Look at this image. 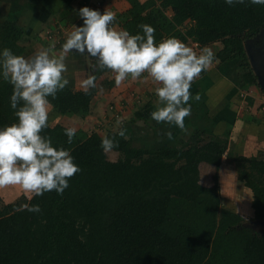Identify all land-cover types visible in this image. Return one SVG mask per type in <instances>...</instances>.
<instances>
[{
    "label": "trees",
    "instance_id": "1",
    "mask_svg": "<svg viewBox=\"0 0 264 264\" xmlns=\"http://www.w3.org/2000/svg\"><path fill=\"white\" fill-rule=\"evenodd\" d=\"M128 2L129 8L116 16L123 30L142 34L139 26L147 24L155 29V43L170 37L203 46L218 43V65L235 61L258 85L245 43L264 27V5L247 0L235 6L223 0ZM22 35L20 24L0 18V49L21 55ZM105 71L91 68V75L96 79ZM260 90L264 96V85ZM11 92L12 86L0 79V126L16 121ZM95 92L91 88L85 94L68 81L49 101L61 115L85 117ZM124 127L104 133L118 141L115 160L100 149L104 135L97 131L77 130L68 143L66 126L43 129L41 134L68 149L82 171L69 179L62 195L51 191L0 201V264H203L213 245L242 236L245 264H264V230L255 231L240 214L221 205L216 172L210 186L199 180L201 163L217 169L225 155L251 190L253 215L264 224V155L234 154L209 131L181 145L140 147L133 138L117 134ZM25 203L38 204L41 211L17 210Z\"/></svg>",
    "mask_w": 264,
    "mask_h": 264
},
{
    "label": "clouds",
    "instance_id": "2",
    "mask_svg": "<svg viewBox=\"0 0 264 264\" xmlns=\"http://www.w3.org/2000/svg\"><path fill=\"white\" fill-rule=\"evenodd\" d=\"M223 2L235 6L245 0ZM247 2L264 5V0ZM77 15L83 23L73 25L74 30L61 45L60 55L43 47L29 57L16 55L7 47L0 49V79L12 86L9 106L16 117L14 123L0 126V187L19 185L33 196L51 191L62 195L69 187V179L82 171L68 149L54 146L49 136L41 134L48 127L49 97L54 99L68 84L64 54L69 52L91 58L90 68L113 72L117 86L129 77L136 79L147 73L159 84L151 119L186 130L184 119L192 110L189 101L199 99L198 94L193 96L190 92L192 82L213 63V50L205 47L198 54L175 37L155 43V29L147 24L139 26L142 34L117 31L110 27L116 19L111 11L84 6ZM81 87L85 94L95 88V76L87 75ZM116 123L122 124L119 117ZM76 131L75 127L64 129L68 143ZM117 134L123 136V128ZM118 146V141L109 135H104L99 144L103 153ZM17 210L41 211L38 204L28 203Z\"/></svg>",
    "mask_w": 264,
    "mask_h": 264
},
{
    "label": "crops",
    "instance_id": "3",
    "mask_svg": "<svg viewBox=\"0 0 264 264\" xmlns=\"http://www.w3.org/2000/svg\"><path fill=\"white\" fill-rule=\"evenodd\" d=\"M0 1L7 3V18L23 27L19 42L24 48L21 56L29 57L41 47L49 49L54 55H60L61 45L74 30L73 25L80 26L83 23L82 18L77 15L78 10L88 6L92 0ZM101 1L99 11H111L115 17L130 6L128 0ZM110 27L117 31L123 30L116 19ZM183 43L194 50L193 41ZM204 47L212 49L215 54L219 44L212 43ZM64 55L67 67L64 75L75 89L83 90L81 81L91 74L89 65L93 64V60L74 51ZM251 80V75L239 70L237 62L230 61L218 65L214 60L203 74L192 82L190 92L193 96L198 94L199 99H190L191 115L185 117L186 130L183 131L174 125L157 123L151 119L150 113L156 107L155 89L159 84L147 73H142L141 77L136 79L129 77L117 86L114 73L107 70L95 79L96 92L90 101V112L85 117L60 116L65 119V126L75 127L76 130L87 129L88 132L97 131L100 135H104L108 129L119 128L120 125L116 123L119 117L122 124L125 123L124 134L133 138V143L140 147L151 148L163 142L173 146L181 145L195 141L209 131L216 139L226 141L227 150L234 154L247 157L264 155V110L261 108L264 105V96L258 77V85ZM110 81L113 83L110 84ZM240 85L244 87L240 88ZM242 90L248 92L245 100L239 97ZM50 106L52 108L51 104ZM131 118L135 119L134 122L128 123ZM225 159L230 161L224 155L221 162ZM233 169L229 168L230 172L225 173L218 171L220 200L222 202L224 197L233 200L235 204L240 201L248 202L246 208L250 209L252 192L237 178L235 167ZM13 186L17 185L0 189L5 194V198L3 194L1 197L6 202H12L15 198ZM225 207L243 214L239 207L227 204Z\"/></svg>",
    "mask_w": 264,
    "mask_h": 264
},
{
    "label": "rangeland",
    "instance_id": "4",
    "mask_svg": "<svg viewBox=\"0 0 264 264\" xmlns=\"http://www.w3.org/2000/svg\"><path fill=\"white\" fill-rule=\"evenodd\" d=\"M7 14H8L7 3L0 1V18H7ZM245 49L249 61L250 60L254 61L252 67L253 72L255 71L254 73L256 77H258V79L263 80L264 79V27L261 29V31L255 38L246 41ZM60 115L61 114H59L57 111L53 109V107L51 108L50 106L48 126H53L57 123H60L65 126L66 121ZM84 131L89 133L87 129ZM117 155L118 153L113 151L110 153H106V157L110 160H115L117 158ZM232 164L234 165L233 161L232 162L226 161L225 159V161L221 162L220 166L216 169L213 165L207 163H201L199 165L200 183L206 186L212 185L214 173L216 172L217 178H219L218 171H221L222 173H225L226 171L230 172L229 168H231L232 170L235 167V165L233 167ZM5 187H9V186H5ZM0 189H2V187H0ZM2 194L3 197L5 198L4 196L5 194L0 190V201L2 203H7L6 200L1 197ZM31 195H32L31 193L23 190L19 185L13 186V196H15V198L11 201H15L19 199L21 196L30 198ZM221 203L223 207H225L226 204L227 206L230 205V206H234L235 208L239 207V210L243 213L241 216L243 217L244 223H246L248 226H250L252 229H254L257 232H262L264 230V224L262 223V221L257 220L253 215L252 207H250V209L246 208L248 202L240 201L237 204H235L233 200H228L223 197V201ZM250 206H251V202H250ZM244 242H245V237L242 236L235 238L234 240L224 242L222 244L213 245V247L210 248L208 258L204 261L203 264H245L246 257L244 256Z\"/></svg>",
    "mask_w": 264,
    "mask_h": 264
},
{
    "label": "built area",
    "instance_id": "5",
    "mask_svg": "<svg viewBox=\"0 0 264 264\" xmlns=\"http://www.w3.org/2000/svg\"><path fill=\"white\" fill-rule=\"evenodd\" d=\"M101 6H102L101 0H92L89 2L87 7L91 8V9L99 10L101 8ZM203 48H205L203 45H200V44L194 42V51H196L198 54L203 50ZM239 96L245 100L248 96V92L246 90H242L239 92ZM261 108L264 110V105H262Z\"/></svg>",
    "mask_w": 264,
    "mask_h": 264
},
{
    "label": "water",
    "instance_id": "6",
    "mask_svg": "<svg viewBox=\"0 0 264 264\" xmlns=\"http://www.w3.org/2000/svg\"><path fill=\"white\" fill-rule=\"evenodd\" d=\"M253 63H254V61L250 60L251 67H253ZM259 83H260L261 87L264 85V81L263 80L259 79Z\"/></svg>",
    "mask_w": 264,
    "mask_h": 264
}]
</instances>
